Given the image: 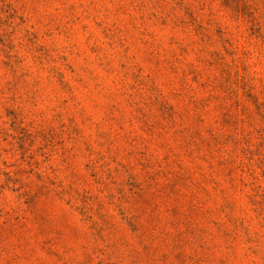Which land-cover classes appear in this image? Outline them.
I'll use <instances>...</instances> for the list:
<instances>
[{"label":"rangeland","instance_id":"obj_1","mask_svg":"<svg viewBox=\"0 0 264 264\" xmlns=\"http://www.w3.org/2000/svg\"><path fill=\"white\" fill-rule=\"evenodd\" d=\"M0 264H264V0H0Z\"/></svg>","mask_w":264,"mask_h":264}]
</instances>
